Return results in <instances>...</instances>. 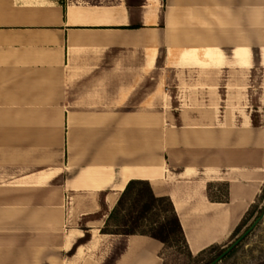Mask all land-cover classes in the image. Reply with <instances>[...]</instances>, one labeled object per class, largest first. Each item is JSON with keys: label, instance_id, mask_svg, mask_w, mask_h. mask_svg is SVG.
<instances>
[{"label": "crops", "instance_id": "1", "mask_svg": "<svg viewBox=\"0 0 264 264\" xmlns=\"http://www.w3.org/2000/svg\"><path fill=\"white\" fill-rule=\"evenodd\" d=\"M261 109L264 0H0V264H104L133 179L171 198L193 254L221 244L263 189ZM125 240L111 264H165L160 241Z\"/></svg>", "mask_w": 264, "mask_h": 264}, {"label": "rangeland", "instance_id": "2", "mask_svg": "<svg viewBox=\"0 0 264 264\" xmlns=\"http://www.w3.org/2000/svg\"><path fill=\"white\" fill-rule=\"evenodd\" d=\"M236 73L232 72L231 76L228 73H224L221 78H238ZM251 76L244 78L249 87V94L255 98V90L258 88V81L261 72L254 69ZM249 74V75H250ZM185 79V78H181ZM169 86H173L175 78H169ZM228 89L230 91L229 101L230 104H235V101L239 98H243L246 95V85L242 83H229ZM244 110V108L242 109ZM250 110V109H249ZM158 116L160 122V129L169 130L172 125L175 124L173 117L163 114H152ZM264 115V109H261L259 119H262ZM185 120L190 121L191 116H184ZM161 130L156 134V138L160 136ZM227 187L223 184H211L209 187V193L214 199L224 198ZM264 214V184L257 202L246 213L241 223L236 227L231 236L221 244H215V248L211 247L201 251L197 254L190 253L185 249L176 239H172L168 244L164 245L160 251V255L163 258L165 264H212L224 250L230 246L235 240L242 236L246 230L255 222V220ZM134 246L132 250L137 249L142 240L134 238ZM126 245L125 237H105L103 238L101 245L97 249L96 253L91 256L94 260L101 263L103 255H109L104 264H111L119 254L124 250ZM147 246V245H146ZM214 246V245H213ZM110 250V251H109ZM155 255V253L153 252ZM92 255V254H91ZM214 264H264V217L257 223L253 230L244 238V240L235 247L229 254H227L221 260L216 261Z\"/></svg>", "mask_w": 264, "mask_h": 264}, {"label": "trees", "instance_id": "3", "mask_svg": "<svg viewBox=\"0 0 264 264\" xmlns=\"http://www.w3.org/2000/svg\"><path fill=\"white\" fill-rule=\"evenodd\" d=\"M101 232L123 237L146 235L164 245L176 239L192 253L173 201L169 196L157 195L152 185L145 180L133 179L128 182L109 213ZM87 239H89L88 233L85 237V240ZM211 247L217 246L212 245L209 248ZM75 248L76 246L72 253Z\"/></svg>", "mask_w": 264, "mask_h": 264}, {"label": "water", "instance_id": "4", "mask_svg": "<svg viewBox=\"0 0 264 264\" xmlns=\"http://www.w3.org/2000/svg\"><path fill=\"white\" fill-rule=\"evenodd\" d=\"M264 217V214H262L260 217H258L255 222L246 230V232L240 236L237 240H235L230 246H228L224 252L219 256V258L216 260H221L224 258L227 254H229L235 247H237L243 240L244 238L253 230V228L257 225V223ZM215 261V262H216ZM213 262L212 264H214Z\"/></svg>", "mask_w": 264, "mask_h": 264}, {"label": "bare ground", "instance_id": "5", "mask_svg": "<svg viewBox=\"0 0 264 264\" xmlns=\"http://www.w3.org/2000/svg\"><path fill=\"white\" fill-rule=\"evenodd\" d=\"M158 171H159V166L153 164V165H152V168H151V180H152L153 182L156 181L155 178H156V175L158 174Z\"/></svg>", "mask_w": 264, "mask_h": 264}]
</instances>
